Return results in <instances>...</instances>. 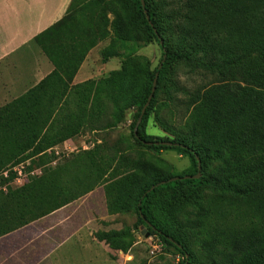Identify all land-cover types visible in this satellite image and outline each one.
<instances>
[{
	"label": "trees",
	"instance_id": "16d2710c",
	"mask_svg": "<svg viewBox=\"0 0 264 264\" xmlns=\"http://www.w3.org/2000/svg\"><path fill=\"white\" fill-rule=\"evenodd\" d=\"M143 3L71 0L63 19L35 39L54 71L0 108V175L9 172L4 185L19 165L29 161L32 171L54 160L55 147L85 132L84 125H91L90 133H107L133 115L128 136L110 144L96 141L62 161L63 168L0 192V238L102 187L107 213H134L168 251L182 257L179 264H264V0ZM52 35L70 38L71 51L61 63L54 46L45 43ZM105 42L102 63L116 58L119 69L97 82L71 86L89 51ZM154 43L162 59L152 69L136 52ZM180 69L199 72L206 84L193 91L181 87ZM155 75V91L142 115ZM56 87L83 88L88 96L73 114L63 95L57 99ZM172 104L179 109L176 128ZM150 120L172 139L149 136ZM136 148L172 151L190 166L171 175L168 166L158 168L154 156L140 155ZM196 157L200 177L185 179L198 174ZM131 233L123 228L95 237L124 254L133 246Z\"/></svg>",
	"mask_w": 264,
	"mask_h": 264
},
{
	"label": "crops",
	"instance_id": "0c3cea01",
	"mask_svg": "<svg viewBox=\"0 0 264 264\" xmlns=\"http://www.w3.org/2000/svg\"><path fill=\"white\" fill-rule=\"evenodd\" d=\"M70 1L0 0V108L27 95L54 71L53 63L35 39L63 19ZM69 39L65 35L46 38L45 43L50 49L54 46L58 55L54 58L59 63L65 59L66 51H71ZM102 46L103 43L98 44L89 51L71 86L97 82L119 69L116 58L102 63L98 54ZM115 65L118 66L116 70ZM83 90L63 92L56 87L55 95L57 99L63 95L71 103L70 112L74 114L78 102L88 96ZM44 94L50 95L51 91L46 89ZM41 99L47 100L45 97ZM61 105L62 100H59V110ZM17 112L21 113V110L15 109L14 113ZM64 113H67L66 109ZM84 126L88 127L86 133L94 130L89 128V124ZM83 133L80 131L55 149L74 143ZM97 133L91 132V135ZM93 196H96L94 204H85ZM115 217L107 213L104 191L102 187H97L83 198L1 237L0 264H124L115 258L116 254H125L111 250L95 237L97 233L109 232Z\"/></svg>",
	"mask_w": 264,
	"mask_h": 264
},
{
	"label": "rangeland",
	"instance_id": "374dc122",
	"mask_svg": "<svg viewBox=\"0 0 264 264\" xmlns=\"http://www.w3.org/2000/svg\"><path fill=\"white\" fill-rule=\"evenodd\" d=\"M109 42H105L102 46L106 47ZM105 45V46H104ZM101 48V49H102ZM99 50L98 54L100 55ZM161 49L157 44H152L146 48L140 49L136 52L137 56H141L147 58L151 65L152 69L156 68L160 63L162 56H161ZM118 68L115 65V70ZM118 70V69H117ZM101 80V79H100ZM207 79L203 77L202 74L196 72L194 74L187 73L185 69H180L178 73L177 83L181 86L186 88L188 91H193L203 85L206 84ZM178 98H181L179 96ZM174 105L172 104L171 110L173 109L172 113H175V118L173 119L174 125L173 128L178 126V108H173ZM131 115L132 113H128L125 116V121L122 125H118L114 130H111L107 133H97L94 136L91 133H83V136L78 137L74 143H69L64 145L62 148H58L55 150L58 154L55 155L56 158L51 159V161L47 164H44L36 170H41V175L45 176L44 173L48 169H54V167L60 166L63 168L62 161L65 159L75 158L78 152H81L83 149L88 150L95 145L96 141L103 142V143H113L116 141L120 136H128L129 135V126L131 124ZM162 119L166 120V113L162 112ZM85 130L88 127H84ZM87 134V135H85ZM147 134L153 137H169L172 139V135L165 133L159 125H156L150 120L148 127H147ZM131 143H133L130 140ZM138 153L141 155H152L156 159L154 163L158 168L163 167L164 165L168 166L169 172L171 175L173 174H180L185 171L189 166L190 163L187 158L180 157L177 153L172 151L166 152H150V151H140L142 149L136 148ZM129 159L135 160L136 158L131 156ZM158 159L160 161H158ZM36 162V160H35ZM57 163V164H56ZM61 164V165H59ZM26 165H29V161L26 162ZM25 167V164H23ZM22 186H17L20 188ZM12 190L16 189L15 187H10ZM4 194V193H3ZM96 196L88 198L85 201V204H94V199ZM117 217L113 218L114 221L110 223L112 225L110 227V231L112 230H121L123 228H128L132 231V239H133V246L128 250L125 255H118L116 254L117 260H121L124 264H179L182 261V257L175 255L171 250H167L166 247L153 235H151L147 228L141 225L137 217L134 213L128 215H116ZM143 227L144 233L140 228ZM103 232H100V234ZM147 236V237H146ZM129 256L128 258L126 256ZM207 260V256H204Z\"/></svg>",
	"mask_w": 264,
	"mask_h": 264
},
{
	"label": "built area",
	"instance_id": "2783aa9c",
	"mask_svg": "<svg viewBox=\"0 0 264 264\" xmlns=\"http://www.w3.org/2000/svg\"><path fill=\"white\" fill-rule=\"evenodd\" d=\"M55 154L57 155L58 153L56 152ZM27 167L28 166L25 163V167L22 164L16 168H14L12 170V172L15 174L14 178L12 179L11 182H9L6 185L3 184V180L9 179V172L8 171L3 172L0 175V192H3L4 194H6L8 187L17 188V186H24L27 183H29L31 178L41 175V173H40L41 170L33 169L32 171H28Z\"/></svg>",
	"mask_w": 264,
	"mask_h": 264
},
{
	"label": "water",
	"instance_id": "95a60500",
	"mask_svg": "<svg viewBox=\"0 0 264 264\" xmlns=\"http://www.w3.org/2000/svg\"><path fill=\"white\" fill-rule=\"evenodd\" d=\"M140 1H141V4H142V7H144L143 0H140ZM145 15H146V14H145ZM146 19L149 21V17H148V15H146ZM160 45H162V43H160ZM164 60H165V56L163 57V61H162V62H164ZM161 65H162V64H161ZM161 65H159V68H161ZM156 81H157V75H155V79H154V82H153V86H152L151 94H150V96H149V98H148V100H147V104L144 106V108H143V110H142V115H143V113H144L146 107L148 106L149 102H150L151 99H152V96H153V93H154V91H155V87H156ZM139 122H140V119H139L137 125L139 124ZM146 145H149V146H150L151 144H146ZM157 145H159V144H156V146H157ZM162 145H163V146H167V147H171V146H173L171 143H163ZM196 160H197L198 174H197L196 176L192 177V178H188V177H187V178H185V179H198V178L200 177V163H199V160H198L197 157H196ZM175 180H177V179L170 180L169 182H171V181H175ZM161 184H164V183H161ZM153 189H154V187H153L151 190H153ZM140 230L142 231L141 233H144V229H143V227H141ZM146 237H147V236H146Z\"/></svg>",
	"mask_w": 264,
	"mask_h": 264
},
{
	"label": "clouds",
	"instance_id": "9594fccd",
	"mask_svg": "<svg viewBox=\"0 0 264 264\" xmlns=\"http://www.w3.org/2000/svg\"><path fill=\"white\" fill-rule=\"evenodd\" d=\"M57 150V149H56Z\"/></svg>",
	"mask_w": 264,
	"mask_h": 264
}]
</instances>
